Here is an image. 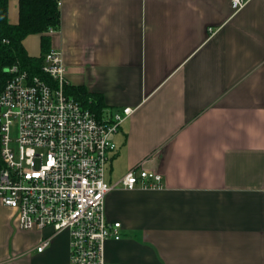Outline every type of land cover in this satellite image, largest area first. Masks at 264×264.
Here are the masks:
<instances>
[{"label":"crops","instance_id":"1","mask_svg":"<svg viewBox=\"0 0 264 264\" xmlns=\"http://www.w3.org/2000/svg\"><path fill=\"white\" fill-rule=\"evenodd\" d=\"M57 2L49 49L69 85L134 108L112 135L105 180L115 163L161 176L160 188L106 196L121 225L106 261L264 264V0L237 11L231 0ZM6 13L18 22V0ZM22 45L41 53L39 34ZM51 233L21 229L0 202V264H70L66 232L37 251Z\"/></svg>","mask_w":264,"mask_h":264},{"label":"built area","instance_id":"2","mask_svg":"<svg viewBox=\"0 0 264 264\" xmlns=\"http://www.w3.org/2000/svg\"><path fill=\"white\" fill-rule=\"evenodd\" d=\"M249 1L231 0V7L237 11ZM41 70L45 79L14 64L0 89V202L17 212L21 229L52 230L37 251L66 232L70 264H113L105 259V244L121 237V225L107 219L106 196L117 186L160 188L161 176L137 166L106 182L116 151L112 135L134 108H104L97 115L67 94L56 49L44 53Z\"/></svg>","mask_w":264,"mask_h":264},{"label":"trees","instance_id":"3","mask_svg":"<svg viewBox=\"0 0 264 264\" xmlns=\"http://www.w3.org/2000/svg\"><path fill=\"white\" fill-rule=\"evenodd\" d=\"M19 19L16 24L7 20V0H0V89L9 78L8 68L17 64L31 76L46 78L41 70L42 56L49 49L48 30L60 27L57 0H18ZM30 34L40 35L39 56H29L22 40ZM65 92L80 100L95 114L105 108L101 96L89 92L84 86L67 85Z\"/></svg>","mask_w":264,"mask_h":264},{"label":"rangeland","instance_id":"4","mask_svg":"<svg viewBox=\"0 0 264 264\" xmlns=\"http://www.w3.org/2000/svg\"><path fill=\"white\" fill-rule=\"evenodd\" d=\"M127 172L126 168L120 163H115L114 168L111 171V174L107 173L106 181L113 183L118 181L125 173ZM110 178V179H109Z\"/></svg>","mask_w":264,"mask_h":264}]
</instances>
